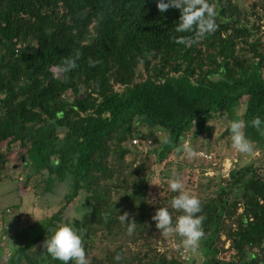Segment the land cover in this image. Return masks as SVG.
<instances>
[{"label":"trees","instance_id":"trees-1","mask_svg":"<svg viewBox=\"0 0 264 264\" xmlns=\"http://www.w3.org/2000/svg\"><path fill=\"white\" fill-rule=\"evenodd\" d=\"M158 2L0 0V179L19 148L30 167L26 178L38 177L46 207L66 186L46 228L7 264H41L32 256L51 238L50 227L61 224L85 233L91 264H264V166L255 163L231 169L215 190H189L205 217L198 257L153 243V233L161 234L152 220L156 211L167 207L174 223L183 213L171 207L178 193L151 197L152 155L125 144L139 119L169 133L157 163L189 143L190 134L192 144L210 139L220 112L245 121L246 136L264 146L250 123L264 120L263 16L254 11L251 22L235 0H208L218 30L185 46L174 40L193 35L175 31L181 11L161 13ZM77 52L76 68L55 71ZM81 192L89 209L69 220ZM125 212L128 222L136 221L131 236L119 218ZM45 253L42 264H62Z\"/></svg>","mask_w":264,"mask_h":264},{"label":"rangeland","instance_id":"rangeland-1","mask_svg":"<svg viewBox=\"0 0 264 264\" xmlns=\"http://www.w3.org/2000/svg\"><path fill=\"white\" fill-rule=\"evenodd\" d=\"M235 1L245 12L248 11L247 18L251 22L255 19L254 11H258L264 19V0ZM253 2L257 3L256 8L252 7L251 3ZM211 5L215 6L214 3ZM230 120L233 119L227 112H220L211 121L214 130L210 139L202 137L192 144L191 134L189 136V144L197 152L211 153L212 159L206 160L202 156L188 159L183 152H177L173 153L166 161L157 163V149L163 145L162 141L169 137V133L160 127L152 126L146 120L139 119L134 127L135 136L125 144L136 154L141 151H148L152 155L154 163L148 171L151 197L162 198L166 190H169L168 182L174 178L182 177L185 182V189L188 191L203 185L204 189L210 192L217 189L218 183H223V180L229 176V170L235 167L249 163L264 166V146L255 147L257 154L254 157H246L232 148L228 128V121ZM134 138L143 141L150 140L152 143L147 147L142 141L135 144ZM254 144L257 146V143L254 142ZM22 151L24 150L17 148L11 153L9 156L10 166L7 167L8 169L5 170L4 174H1L5 176L0 179V264H7L11 260L10 256L16 253L21 246L26 245L30 239L42 233L48 225L49 217L56 210L55 207L63 203L62 192L66 189L64 186L57 197L49 198L51 203H48V207H46L44 205L46 198L45 200L42 198L44 195L39 193L36 186L38 177L32 176L29 180L26 178L30 173V167H25V161L21 155ZM141 159H143L141 155L137 156V163L141 162ZM212 177L214 178L212 183L208 182ZM207 184H210L211 187H206ZM88 209L85 193L81 192L78 198L71 203L66 217L69 220L81 217ZM55 229L54 226L50 227L51 235ZM45 233L43 234L46 235ZM181 240L182 238L179 236L165 239L161 234L153 233V243H157L160 247H163L164 244L172 247L182 246ZM201 246L202 244L199 252L194 254L197 257L202 251ZM45 251L44 247L36 248V252L34 251V255H36L32 256V261L38 259L41 264L45 262Z\"/></svg>","mask_w":264,"mask_h":264},{"label":"clouds","instance_id":"clouds-1","mask_svg":"<svg viewBox=\"0 0 264 264\" xmlns=\"http://www.w3.org/2000/svg\"><path fill=\"white\" fill-rule=\"evenodd\" d=\"M157 7L161 13L168 11L170 8L181 11L175 31L178 33H192L193 35L174 38L177 44L191 46L218 30L215 7L208 0H168V2L159 0ZM80 56L81 53L77 52L74 58H65L62 65L55 71L67 73L73 70L77 67V60ZM96 63L97 61L89 59L91 67H95ZM223 71L221 69V72ZM210 79L213 78L210 77ZM250 123L253 128L264 136V120L257 116ZM245 127V121L242 119L228 121L231 146L246 157H254L257 154L255 144L246 136ZM162 142L167 144L170 143V140L166 138ZM176 151L183 152L188 159H194L201 155L188 142L178 146ZM168 186L170 191L178 193L171 200V207L178 212H182L183 215L178 216L174 223L168 208L161 207L156 211L152 220L156 222V228L160 230L163 238L179 236L182 238L183 249L197 254L201 241L206 238L203 228L205 217L198 215L203 211L202 202L197 196L185 189V182L182 177L171 179ZM119 218L122 223L128 222L129 214L125 212ZM135 230L136 221L132 219L131 222H128L127 234L131 236ZM84 235L83 231L76 229L72 224H61L54 230L51 238L48 237L44 241L43 247L53 260L61 261L62 264H73V262L74 264H91L90 258L86 254ZM115 259L120 261L122 257L118 254Z\"/></svg>","mask_w":264,"mask_h":264},{"label":"built area","instance_id":"built-area-1","mask_svg":"<svg viewBox=\"0 0 264 264\" xmlns=\"http://www.w3.org/2000/svg\"><path fill=\"white\" fill-rule=\"evenodd\" d=\"M140 141H142V143H144V145L147 147V146H149L151 143H152V141H150V140H141V139H139V138H134L133 139V142L135 143V144H138ZM198 153H200L201 155H200V157L202 156L204 159H206V160H210V159H212L213 158V155L211 154V153H208V152H205V151H199ZM230 171V170H229ZM183 259H185L186 261H188L189 260V257L186 255V254H184L183 255Z\"/></svg>","mask_w":264,"mask_h":264}]
</instances>
